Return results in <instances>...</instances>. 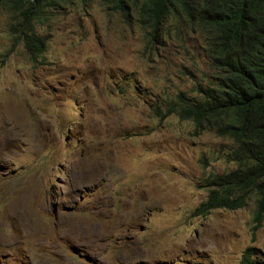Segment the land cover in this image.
<instances>
[{"label": "rangeland", "instance_id": "374dc122", "mask_svg": "<svg viewBox=\"0 0 264 264\" xmlns=\"http://www.w3.org/2000/svg\"><path fill=\"white\" fill-rule=\"evenodd\" d=\"M36 25V61L0 8V264H240L264 253L255 199L197 216L233 143L157 107L194 99L212 32L141 29L103 0H68Z\"/></svg>", "mask_w": 264, "mask_h": 264}, {"label": "trees", "instance_id": "16d2710c", "mask_svg": "<svg viewBox=\"0 0 264 264\" xmlns=\"http://www.w3.org/2000/svg\"><path fill=\"white\" fill-rule=\"evenodd\" d=\"M68 0H0V8L16 18L17 40L33 61L47 50L46 39L36 24L49 8ZM129 15L138 12L144 29L156 30L167 19L185 15L194 25L212 32L209 55L218 74L203 86L197 98L181 95L177 102L157 107L160 118L179 116L192 121L197 133L210 131L230 139L235 147L226 155L236 167L214 175L206 187L208 198L196 209L197 216L215 210L236 211L257 197V226L264 221V0H104ZM142 4L141 7L138 3ZM203 11L205 18L197 16ZM206 25H209L210 30ZM219 40L215 43V38ZM256 228V227H255ZM240 264H264V256L247 249Z\"/></svg>", "mask_w": 264, "mask_h": 264}, {"label": "clouds", "instance_id": "9594fccd", "mask_svg": "<svg viewBox=\"0 0 264 264\" xmlns=\"http://www.w3.org/2000/svg\"><path fill=\"white\" fill-rule=\"evenodd\" d=\"M104 1V0H103ZM105 2V1H104ZM106 3V2H105ZM106 4H108V3H106ZM108 5H111V6H113L112 4H108ZM138 6L139 7H141L142 6V4H141V2L140 3H138ZM114 7V6H113ZM116 9V8H115ZM116 11H118L117 9H116ZM120 14H122L123 15V17H124V19L126 20V21H128V22H130V21H134L135 23H137V25L141 28V29H144V28H142L141 27V25H140V17H139V13L138 12H130V14L129 15H126V14H124V13H122V12H120V11H118ZM179 15V14H178ZM46 16V15H45ZM180 16V15H179ZM197 16L198 17H201V18H205L206 17V14H203V11H201V12H199V13H197ZM183 17V20H185L186 21V23H187V25H188V27L189 28H192V29H194L195 27H194V25L197 23V24H199V20H198V18L196 17V18H194V25L192 24V23H190L189 21H188V19H187V17L185 16V15H183L182 16ZM45 18V17H44ZM172 18H174V17H172ZM171 18V19H172ZM171 19H167V21H169V20H171ZM42 21V20H41ZM40 21V22H41ZM167 21L166 22H164L163 23V25L162 26H160V28H158L157 30H156V32L154 31V29L152 28V29H144V30H146V31H150V36H152V38L154 39V40H156V38H155V34H159L161 31H164V32H167V35H170V31L171 30H167L166 29V23H167ZM40 22H38V23H40ZM37 23V24H38ZM36 24V25H37ZM199 26H200V24H199ZM210 30H212V28H210L209 27V25H206ZM37 31V30H36ZM213 31V30H212ZM40 35V34H39ZM45 38V37H44ZM46 39V38H45ZM213 40H214V36L212 37V39H211V41H210V44H212V42H213ZM218 40H219V38H218V36L215 38V43H217L218 42ZM47 41V40H46ZM47 48H48V44H47ZM210 49V48H209ZM209 49L207 50V57L209 58V60H210V64H211V68L213 69V73H212V75H211V77H210V80L209 81H211V80H213L214 79V77L218 74V71L216 70V68H215V66H214V64H213V61H212V59H211V57H210V55L208 54L209 53ZM47 51V50H46ZM43 56V55H42ZM41 56V57H42ZM40 57V58H41ZM39 59V58H38ZM32 60V59H31ZM209 81H208V83L206 84V85H208L209 84ZM206 85H204V86H206ZM203 87V86H202ZM201 87V88H202ZM200 88V89H201ZM200 89L198 90V92H197V95H195L194 97L195 98H197L198 97V95H199V91H200ZM184 96H186V95H184ZM187 97V96H186ZM179 98V97H178ZM178 100H176V101H174V102H177ZM173 103V102H172ZM187 121V120H186ZM192 122V121H191ZM194 128H195V126H194ZM196 132V131H195ZM204 132H210V131H204ZM204 132H202V133H204ZM197 133V132H196ZM214 133V132H213ZM197 134H200V133H197ZM216 134V133H215ZM217 135V134H216ZM218 136V135H217ZM219 137H221V136H219ZM222 138H224V137H222ZM226 139H228V138H226ZM230 140V139H229ZM231 141V140H230ZM232 142V141H231ZM233 143V142H232ZM235 147V144L233 143V148ZM233 148L227 153V154H229L232 150H233ZM226 154V155H227ZM225 155V156H226ZM227 158V157H226ZM236 167V166H235ZM209 190V189H208ZM208 198V197H207ZM253 199H255V201H256V210H255V214H254V224H255V227L257 226V224H256V222H255V215H256V212H257V209H258V202H257V197L256 196H253L249 201H248V204H249V202L251 201V200H253ZM248 204H247V206H248ZM246 206V207H247ZM244 209V208H243ZM221 210H224V209H221ZM241 210V209H240ZM216 211V210H215ZM229 211V210H228ZM236 211H238V210H236ZM214 212V211H213ZM264 225V221H263V223H262V225L261 226H259L260 228L262 227ZM251 249H256V248H251ZM256 250H258V253H260V257H263L264 256V253H262V251H260L259 249H256ZM246 252V251H245ZM244 256V255H243ZM243 259V258H242ZM242 261V260H241ZM241 263V262H240Z\"/></svg>", "mask_w": 264, "mask_h": 264}]
</instances>
